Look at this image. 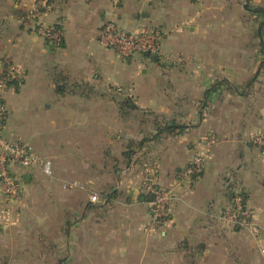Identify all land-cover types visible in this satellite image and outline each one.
Masks as SVG:
<instances>
[{
	"label": "crops",
	"instance_id": "obj_1",
	"mask_svg": "<svg viewBox=\"0 0 264 264\" xmlns=\"http://www.w3.org/2000/svg\"><path fill=\"white\" fill-rule=\"evenodd\" d=\"M253 8L264 0H0V60L18 82L2 95V136L52 170L23 172L21 221L2 220L0 192V264H264V158L252 143L264 124V28L259 37ZM32 9L60 28L59 47L35 33ZM106 20L160 28L159 53L119 60L97 42ZM166 123L180 129L154 138ZM199 154L201 173L184 177ZM146 180L173 195L170 223L154 231ZM234 184L255 235L219 219ZM28 195L57 196L52 220L42 207L28 219Z\"/></svg>",
	"mask_w": 264,
	"mask_h": 264
},
{
	"label": "built area",
	"instance_id": "obj_2",
	"mask_svg": "<svg viewBox=\"0 0 264 264\" xmlns=\"http://www.w3.org/2000/svg\"><path fill=\"white\" fill-rule=\"evenodd\" d=\"M33 22V29L37 35L55 47L62 42L61 30L58 26H46L41 21L42 12L37 9L28 11ZM161 32L157 28L139 26L127 31L117 25L114 20L103 22L97 41L106 50H110L119 60H129L136 56H156L159 53ZM15 78L14 68L4 59L0 60V192L5 200L6 209L2 212V220L9 222L11 215L21 203L23 196L25 170L39 168L48 178H52L51 162L42 161L36 157L29 145L21 140H7L2 136L6 106L3 102V93L11 87L10 82ZM252 143L259 155L264 158V124L261 130L252 137ZM204 154L192 158L183 171V176L194 179L202 171ZM144 190L148 195V207L151 218V230L168 226L170 223L169 206L173 195L169 190L158 188L153 182L146 180ZM232 204L224 210L219 219L222 223L237 230H245L255 235L257 233L253 219V211L247 204L245 193L239 184L231 188ZM98 195L93 194L91 202H98ZM259 253L264 261V246L259 247Z\"/></svg>",
	"mask_w": 264,
	"mask_h": 264
},
{
	"label": "rangeland",
	"instance_id": "obj_3",
	"mask_svg": "<svg viewBox=\"0 0 264 264\" xmlns=\"http://www.w3.org/2000/svg\"><path fill=\"white\" fill-rule=\"evenodd\" d=\"M196 1L197 0H189L190 3H195ZM117 25L119 27H121L119 23H117ZM156 28L160 30V28H158V27H156ZM160 32L162 34V30H160ZM63 171L66 172V168ZM46 181L47 180H45V183L43 185V188H46V189H48V188L51 189L53 186H55L54 184H56L58 186V188L60 190H62V191H64V189H67V190H69V189H71V190H81L80 188L82 187V185L77 183V182L76 183L75 182H67V181L59 182V181H56V180L54 182H50L49 180L47 182ZM34 190L36 191V188ZM66 197L63 198V202H65V205L68 203V197L67 198ZM54 199H57V196L56 197H54L52 195L51 196H42V197L40 196V197H37V198L33 196V197L30 198V196L28 195L27 197H25L26 205H27V207H29L28 211L30 212L29 215H28V219L34 221V216L36 215V210L41 211V207H42V209H44V211H47V213H45L47 215V217L50 220H52V217H54V215H55L53 213V210H54L53 209L54 208L53 207V203H55ZM98 199H99L98 202H94L95 204H98L101 201V199L105 200V197H101L99 195ZM20 210H21V207L19 206V207L16 208V213L14 212L11 215L10 220H12V222H15L17 219H19L21 221L22 215H21V211Z\"/></svg>",
	"mask_w": 264,
	"mask_h": 264
},
{
	"label": "trees",
	"instance_id": "obj_4",
	"mask_svg": "<svg viewBox=\"0 0 264 264\" xmlns=\"http://www.w3.org/2000/svg\"><path fill=\"white\" fill-rule=\"evenodd\" d=\"M252 13L255 15L261 16V22H260L259 27H258L259 37H261L262 31L264 28V11L261 8H253ZM60 82H61V80H56L55 85H56V91L58 93L62 94L65 87L62 84H60ZM10 85L15 86V87L18 86V82L16 81L15 78L10 82ZM155 129H156V134H155L154 138H158L162 134L173 133L175 130L180 129V126L175 125L174 123L173 124L166 123L165 125L157 124V125H155Z\"/></svg>",
	"mask_w": 264,
	"mask_h": 264
},
{
	"label": "water",
	"instance_id": "obj_5",
	"mask_svg": "<svg viewBox=\"0 0 264 264\" xmlns=\"http://www.w3.org/2000/svg\"><path fill=\"white\" fill-rule=\"evenodd\" d=\"M145 56H149L147 53L146 54H144Z\"/></svg>",
	"mask_w": 264,
	"mask_h": 264
}]
</instances>
